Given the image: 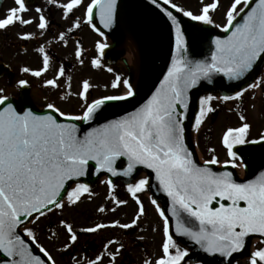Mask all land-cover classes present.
<instances>
[{"label": "snow or ice", "instance_id": "obj_1", "mask_svg": "<svg viewBox=\"0 0 264 264\" xmlns=\"http://www.w3.org/2000/svg\"><path fill=\"white\" fill-rule=\"evenodd\" d=\"M49 2L56 3V0ZM201 2L199 12L194 13L173 0H162L163 5L170 6L175 13L191 21L222 27V31L228 33L223 38H213L210 57L194 59L190 55L189 40L181 19L168 7H162L159 0H151V4L161 8L170 22L173 36L171 63L147 101L117 119L90 127L83 134L77 123L92 122L104 108L120 107L135 99L138 81L118 74L111 82V88L119 89L123 85L124 91L103 95L90 102L88 94L92 84L88 79L81 82L80 90L75 93L83 101L80 115L66 114L54 103H48L47 108L51 111L42 115L31 109L17 110L7 95H0V252L13 258L9 264H57L48 250L39 244L37 247L46 259L33 254L26 239L31 238L35 242L37 237L27 225L53 209L76 206L85 195L91 198L92 190L81 178L91 175L92 169L97 174H110L103 183L108 186V198L115 204L111 209L99 206V213H115L121 205H127V200L114 195L115 185L111 177H132L140 166L154 173L158 182L156 186L169 199L167 209L162 208L156 199L151 200L163 223L161 255L145 259L143 264H206L204 257L195 250L190 253L189 247H182L180 238H187L206 256L219 257L220 264H232L234 254L246 251L253 235L261 237L264 243V172L255 179L241 182L234 178L232 171L213 170L210 165L220 163L215 155L203 165L198 163L185 139V120L193 102L190 93L198 86L206 87L202 82L219 84L216 78L221 77L238 83L233 85L234 94L212 95L206 89V94L199 97L193 125L197 130L208 114L215 112L212 107L214 100L242 104L247 92L264 89V75L254 76L259 63L264 62V0H258L255 6H252L253 0H231L223 25L217 24L212 15L221 6V0ZM14 3L16 6L0 18V30L7 31L17 24L28 26L34 22L40 35L51 30L53 21L41 7L35 8L36 17L25 18L24 14L31 10L29 0H14ZM57 6L62 9L63 19L84 7L83 22L100 37H105V33L94 22L97 15L105 29H112L118 20L117 0H90L87 4L85 0H67ZM81 23V19L76 17L71 27L59 33V41L67 45L69 34L79 29ZM17 38L27 42L36 36L32 32H23L18 33ZM108 47L106 42H96L98 55L91 60L93 68L103 67L101 58ZM35 50L41 55L42 67L35 70L22 67L21 71L41 77L49 70L53 57L43 45ZM75 56L83 65L84 49L79 42ZM107 71L113 72V69L108 67ZM146 71L145 67L140 68V80ZM64 75L65 69L61 66L56 76L44 81V86L59 88V78ZM249 76H253L250 83L247 80ZM28 84L25 79L18 81L20 87ZM3 91L0 89V93ZM69 95H72L71 77L66 80L61 99ZM58 116L71 122L61 121ZM239 120L242 122L240 126L228 127L222 136L230 158L223 164L232 168L246 167L240 160L238 154L241 149L237 146L264 144V133L258 139H249L251 124L247 122L245 113L239 114ZM151 186L147 177L127 184V192L137 205L130 222L119 219L108 223L95 222L79 231L95 234L109 228L135 229L141 217L146 215L138 193ZM59 223L68 234L70 243L64 246L67 251L77 243L78 233L66 220ZM110 246L115 250L112 251ZM124 248L122 241L109 239L103 251L94 259L87 260L86 264H105V261L117 264V257ZM248 264H264V247L249 253Z\"/></svg>", "mask_w": 264, "mask_h": 264}, {"label": "rangeland", "instance_id": "obj_2", "mask_svg": "<svg viewBox=\"0 0 264 264\" xmlns=\"http://www.w3.org/2000/svg\"><path fill=\"white\" fill-rule=\"evenodd\" d=\"M64 3L66 2L63 1ZM90 0H85V4L89 3ZM173 2L177 3L179 6H182L188 10L193 11L194 13H198L200 8L202 7L201 0H173ZM204 3L210 2V0H203ZM231 0H221V6L212 13L214 20L217 24L223 25L226 22L225 12L227 8L230 6ZM16 6L14 0H5L2 7L0 8V18H4L8 12V10L12 7ZM29 12L25 13V18L36 17L34 8H31ZM19 24L15 27L9 28L7 31L12 35L9 36L10 42H13V39L17 37L19 31ZM33 29H37L35 27V22L31 24ZM88 26V25H87ZM25 30V27H23ZM222 28V27H221ZM30 30V26L26 27V31ZM13 37V38H12ZM93 40L99 41H107L105 37H100L99 34H95L94 36L88 35L85 39L84 47H89L92 44ZM1 45V40H0ZM70 51L72 50V45L69 44ZM31 51H26L23 54L28 56L27 53ZM0 53L2 58L6 61V63L13 66L14 69L20 65L19 61L21 59L20 53L15 46L9 45L1 50ZM72 52L69 53L71 56ZM31 55V53H30ZM125 60V62H123ZM134 55L129 49L125 48L122 51L121 58L117 59L112 65L113 72H108L107 69L103 68L105 65L102 63L103 67L96 69L94 72L92 69H89L83 65L75 68L74 71L68 72L66 77H62L59 79L58 83L60 84L59 88H53L50 94L52 101L50 103H54L57 107H59L62 111L69 115H80V111L82 110L83 101L75 95L80 90L81 82L84 79H88L92 84V87L89 90L88 100L99 98L103 95H111L118 94L124 91L123 85L119 89H112L111 82L115 79V76L118 74L122 78L134 79V73L136 70ZM102 62V59H101ZM55 63H51L50 68L54 67ZM30 65V63H29ZM31 66L37 67V64H31ZM31 66H28L29 68ZM54 72L50 73L51 78ZM48 75H45L40 80L43 81L44 78H47ZM68 77H71V92L72 95L66 96L61 99L63 95L65 83ZM17 81L16 76L9 79V81L5 82L3 79H0V89L4 91L0 93V95H7L11 97L14 94L15 89H11L8 87V84H15ZM44 83V81H43ZM108 86L107 88L105 86ZM262 89H256L254 91L250 90L243 97V101H245L246 106L243 104L242 109L245 110V114L247 115V119L251 121L252 128L250 129L251 136L259 133L260 129L264 127V117L263 111V99L261 94ZM32 94V93H31ZM33 95V94H32ZM53 95V97L51 96ZM16 96V95H15ZM14 96V97H15ZM34 100L35 98L32 97ZM49 102L44 101V103L37 104V106H46ZM233 101H222V100H214L212 102V107L216 106L215 112L212 115H208L205 119L204 123L197 130L193 126L192 138L198 153V158L201 161H206L200 151V142L207 143L208 148L214 149L213 154L220 161L217 165H223L225 160L230 159L227 156V150L222 143L223 133L226 131L225 127L234 126L238 127L242 123L238 120L232 109L235 106ZM254 106V107H253ZM250 136V135H249ZM240 161H238L239 163ZM239 168V167H237ZM239 170V169H238ZM240 171V170H239ZM240 174V172H239ZM140 178H145L144 175H140L136 177V181ZM102 182H99L95 188L92 190V197L89 198L87 195L82 198V201L78 203L76 206H66L63 210L55 209L54 212L46 214L44 217H41L38 221L30 224V228L33 229L37 240L33 242L36 247L37 244L43 246L48 252L54 257L57 264H76L77 261H80V264H86L87 260L94 259L98 253H101L104 249L105 243L109 239H118L122 241L124 244L128 243V246L124 248L122 253L117 257V263L121 260V257L125 251L128 250L129 245L133 240H139L145 243L147 247H149V252L146 256L139 252V249L134 248L132 250V255L135 258L136 262L139 264H143L145 259H155L161 255V241H162V228L163 223L160 218L158 212L156 211L155 206L151 203V196L147 192L138 193L141 201L145 206L146 215L141 217L139 221V226L132 230H121V229H104L99 231L98 233H83L79 230L83 227L91 226L95 222L108 223L114 219H119L121 222H130L133 216L137 211V205L135 201L132 199L127 190L123 191L120 184L115 185L114 195L123 200H127V205H121L115 213L110 211H106L105 213L97 212V208L103 205L106 209H111L115 207V204L112 199L108 198V186L103 183L104 178H101ZM135 181V182H136ZM61 220H66L68 223H71L74 227V230L78 233V241L75 245L65 251V244L70 243L68 240V234L66 230L60 225ZM55 233V235H53ZM126 233V234H125ZM95 240V242L101 243L100 249L97 250H87V252L83 253L78 249L75 250L74 246L84 242L86 238H91ZM142 238V239H141ZM262 242L260 240H253V249L257 248ZM78 245V246H80ZM103 245V246H102ZM118 247V245H117ZM38 248V247H37ZM111 250L114 251L115 248L110 246ZM39 249V248H38ZM87 249V247H86ZM142 251V250H140ZM107 264V261H105ZM237 264H248V260H244L237 262Z\"/></svg>", "mask_w": 264, "mask_h": 264}, {"label": "water", "instance_id": "obj_3", "mask_svg": "<svg viewBox=\"0 0 264 264\" xmlns=\"http://www.w3.org/2000/svg\"><path fill=\"white\" fill-rule=\"evenodd\" d=\"M32 0H29L31 3ZM1 2V0H0ZM162 7H168L169 10H172L170 6L163 5L162 1L159 0ZM258 0H253L252 6ZM118 3V20L117 23L113 26L112 29H105L103 25L99 22L98 15L95 17L94 22L96 26L105 33V36L110 39V44L107 49H105V57L109 63L116 62L117 59L121 58L123 49H129L134 55L136 70L134 73V81H138L137 86V96L131 103H124L120 107H106L104 108L99 117L92 121L86 123H79L81 128V134L84 131H87L90 127H97L99 124L105 123L107 120L117 119L127 112H131L135 107H139L141 104L145 103L147 99L151 96L152 92L155 91V88L159 86L160 80L163 79V75L167 72V68L171 63V52L173 44V36L171 31L170 22L167 20L166 16L163 14L161 8H158L155 5L151 4V0H117ZM174 14L178 15V18L182 21V26L185 29L186 36L189 40L190 46V55L194 59H203L205 57H210L211 51L213 50L212 40L216 36L221 38L228 35V33L216 31L211 27V25H203L199 22L191 21L187 17H183L182 14L175 13V10H172ZM129 40L135 49L133 52L132 49L126 43ZM125 62V60L123 61ZM264 62L259 63L254 76L257 71L260 69ZM147 69L146 74L143 79H139V70L141 67ZM7 71V68L0 61V74ZM248 82H252L253 76L247 78ZM216 81L219 84L214 83L213 85H208L207 82H202L206 87L198 86L197 89H193L190 93L192 96V103L190 104L188 111V118L185 120L186 127V143L189 145L190 149L194 153V158L198 163L203 165L202 162L198 160V157L195 153L194 146L191 140V129L194 123V117L198 113V99L199 95L203 92H218L221 95L232 94L234 93L233 85L238 82L228 81L227 78L217 77ZM223 86H220V85ZM246 86V85H245ZM9 101L13 103L17 110H27L31 109L37 114H46L49 110L38 109L36 108L28 94V89L23 87L19 90L17 99L9 98ZM58 115V114H57ZM61 121H66L64 117H59ZM241 149V153L238 154L240 159L243 161L244 171L242 175H239L231 166H221L217 167L216 165H210L215 171H232L234 173V178L241 182H246L248 180L255 179L260 175L261 172H264V144L256 145H242L237 146ZM144 174L149 178L151 187L147 188L148 193L153 199H156L158 203L161 204L162 208L167 209L170 204L169 199L166 194L158 189L156 185L158 182L155 180L154 173L151 170L145 169L142 166L138 168V171L133 174L132 177L117 176L111 177L113 183H120L127 185L131 183L134 178L138 175ZM110 174H97L94 169L91 171V175L81 178L82 182L88 183L89 186L94 185L101 177L109 178ZM170 216L169 212H166ZM174 230V222H173ZM22 238H25V234L21 232ZM253 238L261 237L258 235H253L249 238L248 246L246 251L242 254H234L232 258V264L234 261H238L244 258L249 257L250 241ZM26 242L32 247L33 254L39 255L42 259H46L40 250H38L33 242L27 238ZM182 247H189L190 253L195 250L199 255L203 256L206 264H220L219 257H210L206 256L200 252L198 246H194L192 242L188 241L187 238H180L179 240ZM12 257H8L3 252H0V264H9L12 260ZM193 261L196 257L193 256Z\"/></svg>", "mask_w": 264, "mask_h": 264}, {"label": "flooded vegetation", "instance_id": "obj_4", "mask_svg": "<svg viewBox=\"0 0 264 264\" xmlns=\"http://www.w3.org/2000/svg\"><path fill=\"white\" fill-rule=\"evenodd\" d=\"M63 1L65 0H56V3H50L49 0H32L31 4H28V6H30L31 8H34V13L37 16V13L35 12V8L37 6L41 7L43 9V12L45 15H47L52 21V28L50 31L45 32L43 35L39 34V29L37 28L36 30L33 29V27L31 25L30 26V30L26 31V27L27 26H21L19 25V29H21V31H19L20 33L23 32H32L35 34L36 38L31 40V41H22L19 40L17 37H15L13 39V42H10L9 40V36H12L8 31L5 30H0V40H1V45L0 48L1 50L4 49L6 46L12 45L15 46L19 53H20V61L19 64L15 69L13 68V72L11 73V75H4L2 76L0 79H3L5 82L9 81V79L13 78L14 76H16V79L19 80L20 78H24L26 80H29L32 83V86H34V88L36 89V91H46V92H52L53 88L50 87H45L43 81H45L46 79H51V75L50 73L53 71L54 74L56 76L59 68L61 66L64 67L65 69V75L63 77H66V75L68 74V72H70L71 70L74 71L75 68H78L79 66H81V64L78 62L76 56H75V49H76V45L77 42H79L80 46L84 49V64L83 67H85V62H86V66L89 69H92L94 72H96V68H93L91 65V60L93 58L96 57L97 54V50L95 48V44L97 41L99 40H93L91 46L89 47H84L85 45V39L88 35L94 36L95 33L89 29V27L87 26V23H84V7L79 8L78 10H74V15H70V17L68 19H63V12L62 9H60L57 5L60 3H64ZM5 2V0L2 1V5ZM67 2V0H66ZM1 5V7H2ZM0 7V8H1ZM76 17H79L82 21L81 23V27L79 29H75L71 34H69L68 36V42L67 45L64 44V42L59 41L58 36L59 33L61 31H66L67 28L72 26L73 21L75 20ZM18 25V24H17ZM25 27V30L24 28ZM35 27H37V24L35 23ZM13 38V37H12ZM69 44L72 45V50L70 51V47ZM43 45L46 50L49 51V54L53 57L52 62L55 63L54 67L52 66L51 68H49V70L44 73L41 77H34L32 76L30 73H24L21 71L22 67H28L31 66V64L36 63L37 67L35 66H31V69H39L42 67V59H41V55L39 53L36 52V48ZM27 48L28 51H31V55L30 53H27L28 56H25L23 53L25 52L24 49ZM71 56L69 55V53H71ZM1 56V53H0ZM2 58V56H1ZM4 62H6L4 60V58H2ZM30 63V65H29ZM45 75H48L47 78H44L43 81H41L40 79L42 77H44ZM264 75V72H263ZM62 78V77H60ZM59 78V79H60ZM36 85V86H35ZM40 86V89H39ZM263 99V105H264V89L261 90V94H260ZM53 97V95H51ZM91 101V100H89ZM243 104L246 106L245 101H243V103L241 104L240 102L237 103V105L239 107H237V105L234 107L233 110V114L236 113H245V110L242 109ZM235 105V104H234ZM263 111V117H264V109H262ZM213 114V113H211ZM247 122H249L251 124V121L247 119ZM252 128V125H251ZM264 133V127L262 129H260L259 134ZM125 258L127 260L131 259L132 256L130 255L129 252H127L125 254Z\"/></svg>", "mask_w": 264, "mask_h": 264}, {"label": "trees", "instance_id": "obj_5", "mask_svg": "<svg viewBox=\"0 0 264 264\" xmlns=\"http://www.w3.org/2000/svg\"><path fill=\"white\" fill-rule=\"evenodd\" d=\"M85 243H87V245L89 246V248L91 250H96L97 249V245L98 244L95 242V240L92 239V237L91 238H86L85 241L82 244L85 245ZM83 245L80 246L82 248L81 250H84ZM128 262L133 263V259L132 258L129 259Z\"/></svg>", "mask_w": 264, "mask_h": 264}, {"label": "bare ground", "instance_id": "obj_6", "mask_svg": "<svg viewBox=\"0 0 264 264\" xmlns=\"http://www.w3.org/2000/svg\"><path fill=\"white\" fill-rule=\"evenodd\" d=\"M126 43L128 44V46H129V47L132 49V51L134 52L135 49H134V47H133V44H132L129 40H127Z\"/></svg>", "mask_w": 264, "mask_h": 264}]
</instances>
